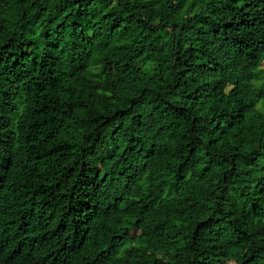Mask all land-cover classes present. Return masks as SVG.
Instances as JSON below:
<instances>
[{"label":"trees","instance_id":"16d2710c","mask_svg":"<svg viewBox=\"0 0 264 264\" xmlns=\"http://www.w3.org/2000/svg\"><path fill=\"white\" fill-rule=\"evenodd\" d=\"M264 0H0V264H264Z\"/></svg>","mask_w":264,"mask_h":264},{"label":"rangeland","instance_id":"374dc122","mask_svg":"<svg viewBox=\"0 0 264 264\" xmlns=\"http://www.w3.org/2000/svg\"><path fill=\"white\" fill-rule=\"evenodd\" d=\"M262 68H263V70H264V64H263Z\"/></svg>","mask_w":264,"mask_h":264}]
</instances>
